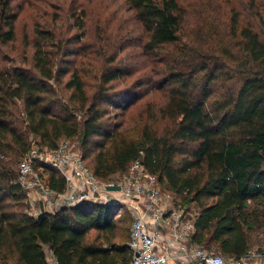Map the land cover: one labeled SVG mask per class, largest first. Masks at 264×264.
<instances>
[{"label": "trees", "instance_id": "16d2710c", "mask_svg": "<svg viewBox=\"0 0 264 264\" xmlns=\"http://www.w3.org/2000/svg\"><path fill=\"white\" fill-rule=\"evenodd\" d=\"M128 3L148 33L144 52L155 61L149 80L136 86L149 83L151 90L166 92L158 112L170 127L158 135L147 126L134 140L111 122L112 108L127 110L137 99L132 86L115 89L136 69L120 57L122 50L108 56L90 93L81 68L57 66L75 55L68 45L86 37L85 12L73 13L70 29L78 32L68 37L37 27L33 67L0 73V264H50L51 253L59 264L132 259V217L127 211L119 217L130 224L129 236L116 242V205L84 201L38 217L29 213L19 174L6 161L22 158L32 135L50 149L63 138L77 139L84 161L104 182L143 157L184 208L198 209L193 242L208 250L241 257L264 224V0L233 3L209 19L204 33L186 28L180 0ZM13 21L7 22V40L14 35ZM69 73L66 99L55 84ZM42 175L52 189L65 190L55 168L45 166ZM93 230L103 240L91 241Z\"/></svg>", "mask_w": 264, "mask_h": 264}, {"label": "rangeland", "instance_id": "374dc122", "mask_svg": "<svg viewBox=\"0 0 264 264\" xmlns=\"http://www.w3.org/2000/svg\"><path fill=\"white\" fill-rule=\"evenodd\" d=\"M237 1L240 4L245 3V0H180L186 16V28L201 30L204 33V28H208L206 23H210L209 19H212L214 14L228 11ZM74 12L78 14L85 12L87 35L81 42L74 39L72 44L68 45L70 50H74L75 55L69 59L63 58L57 66L61 69L81 68L83 72L81 74L89 84L90 93L95 90L98 82L95 75L109 62L108 56L122 50L120 57L127 60L130 70L135 67L136 69L126 81L115 82V89L121 90L132 86L137 99L127 110L112 108L111 122L117 123L128 139H141L147 126L152 127L158 135L165 133L170 127V121L163 119L158 111L166 99V92L159 89L151 90L149 83L143 87L136 86L138 80L145 82L149 80L148 71L150 72L155 65V61L153 56L144 52V45L149 38L148 33L140 26L128 0H0V73L6 69L33 67L37 27L60 31L66 37L78 32L76 29H70L74 21L72 17ZM11 19L14 20V35L12 39L7 40L6 34L9 30L7 22ZM90 52L94 53L89 57ZM70 75L69 73L64 76L60 85L55 84L66 99L71 91L64 87ZM19 108H22L21 102ZM80 117H84V114L79 115ZM29 140L32 141L31 137ZM71 141L80 147L77 139ZM20 159L21 156L11 155L6 162L18 172ZM25 203L28 207L27 201ZM117 211L118 209L115 211V222L117 236L120 238H116L115 241L122 242L121 237L129 236L130 224L120 222L121 215L119 216ZM193 211L196 212L198 209L193 208ZM258 229L253 233L250 250L264 254V224ZM98 236L103 240L105 235L95 230L89 233L91 241ZM209 250L221 253L226 260L229 258L216 247ZM248 264H264V257L253 258Z\"/></svg>", "mask_w": 264, "mask_h": 264}, {"label": "built area", "instance_id": "2783aa9c", "mask_svg": "<svg viewBox=\"0 0 264 264\" xmlns=\"http://www.w3.org/2000/svg\"><path fill=\"white\" fill-rule=\"evenodd\" d=\"M32 145L21 158L18 182L27 195L29 213L38 217L41 202L47 211L73 207L84 201L116 205L119 216L132 217L129 247L130 264H248L264 254L249 250L241 257H229L193 242L197 212L184 208L179 199L165 189L158 174L150 171L143 157L135 159L129 170L108 182L100 180L83 159L82 151L67 138L56 148L41 146L31 136ZM45 166L55 168L65 179L64 191H56L42 175ZM118 185L119 190L107 186ZM50 264H59L51 253Z\"/></svg>", "mask_w": 264, "mask_h": 264}, {"label": "water", "instance_id": "95a60500", "mask_svg": "<svg viewBox=\"0 0 264 264\" xmlns=\"http://www.w3.org/2000/svg\"><path fill=\"white\" fill-rule=\"evenodd\" d=\"M107 189L108 190H119L120 186H118V185H109V186H107ZM41 209H42V212L45 211L43 202H41Z\"/></svg>", "mask_w": 264, "mask_h": 264}, {"label": "crops", "instance_id": "0c3cea01", "mask_svg": "<svg viewBox=\"0 0 264 264\" xmlns=\"http://www.w3.org/2000/svg\"><path fill=\"white\" fill-rule=\"evenodd\" d=\"M45 210H48L47 208H45Z\"/></svg>", "mask_w": 264, "mask_h": 264}]
</instances>
